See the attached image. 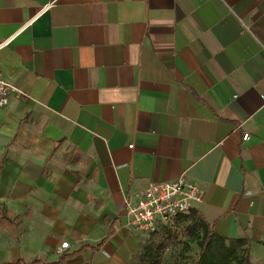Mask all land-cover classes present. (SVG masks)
I'll use <instances>...</instances> for the list:
<instances>
[{"label":"crops","instance_id":"1","mask_svg":"<svg viewBox=\"0 0 264 264\" xmlns=\"http://www.w3.org/2000/svg\"><path fill=\"white\" fill-rule=\"evenodd\" d=\"M7 38L0 264H133L165 227L126 203L182 172L264 264V0H0Z\"/></svg>","mask_w":264,"mask_h":264},{"label":"built area","instance_id":"2","mask_svg":"<svg viewBox=\"0 0 264 264\" xmlns=\"http://www.w3.org/2000/svg\"><path fill=\"white\" fill-rule=\"evenodd\" d=\"M11 39L1 41L0 49ZM22 94L18 87L0 73V107L6 106L13 96ZM249 138L248 133L242 135L244 141ZM203 194V188L195 184L184 172L173 180L150 182L136 193L135 204L126 203L125 211L129 224L145 233H154L162 227H170L179 216L190 214L195 206L202 202Z\"/></svg>","mask_w":264,"mask_h":264},{"label":"trees","instance_id":"3","mask_svg":"<svg viewBox=\"0 0 264 264\" xmlns=\"http://www.w3.org/2000/svg\"><path fill=\"white\" fill-rule=\"evenodd\" d=\"M180 235L197 242L198 254L192 264H249L248 240L217 235L196 209L176 218L172 226L163 229L156 241L147 240L133 264H161L165 249L175 246Z\"/></svg>","mask_w":264,"mask_h":264},{"label":"rangeland","instance_id":"4","mask_svg":"<svg viewBox=\"0 0 264 264\" xmlns=\"http://www.w3.org/2000/svg\"><path fill=\"white\" fill-rule=\"evenodd\" d=\"M162 232L152 235L154 241L161 237ZM198 254V245L194 239L180 235L178 243L165 249L161 264H192Z\"/></svg>","mask_w":264,"mask_h":264}]
</instances>
